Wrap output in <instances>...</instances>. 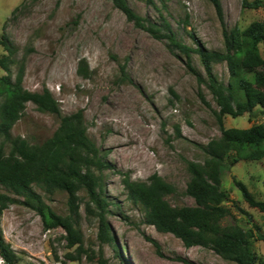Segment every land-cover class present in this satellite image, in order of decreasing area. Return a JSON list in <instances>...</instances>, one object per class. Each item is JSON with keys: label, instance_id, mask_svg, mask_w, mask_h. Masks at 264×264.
I'll return each instance as SVG.
<instances>
[{"label": "rangeland", "instance_id": "1", "mask_svg": "<svg viewBox=\"0 0 264 264\" xmlns=\"http://www.w3.org/2000/svg\"><path fill=\"white\" fill-rule=\"evenodd\" d=\"M261 1L263 7L251 9L243 7V0H221V21L209 0H127L136 14L160 27L162 34H167L169 25L181 44L195 49L200 43L218 52L225 51L224 30L231 37L254 22L264 23ZM3 37L13 54L9 71L0 65V77L9 75L15 82L23 68L24 89H49L64 115L83 111L87 134L107 164L102 178L114 238L101 244L98 218L87 210L88 206L94 210V206L81 190L78 222L86 253L72 261L67 255H77V247L67 246L64 230H46L40 215L22 204V197L0 185L1 194L21 200L10 205L1 220L5 240L18 256V264H97L101 249L107 264H236L208 248H187L174 235L146 224L144 209L130 199L125 186L128 178L147 182L157 174L174 187L165 197L173 207L195 205L186 193L191 180L188 162L203 164L207 159L204 148L222 135L220 108L198 54L187 56L168 39H156L129 21L111 0H0ZM260 51L263 55L262 47ZM8 55L0 45V59ZM81 63L86 77L80 74ZM212 70L221 83L230 85L226 62H213ZM245 77L254 80V74ZM4 100L0 94V106ZM261 124L264 116L258 111L252 116L224 117L228 129ZM59 125L55 115L28 103L12 135L42 144ZM10 149L6 144V156ZM234 177L255 199L264 201V159L241 161L222 171V188L253 219L252 223L232 207V215L224 223L245 229L258 224L264 232V215L244 201ZM33 187L58 216H69L66 192L47 193ZM254 250L258 264H264V242H254ZM0 264H4L1 257Z\"/></svg>", "mask_w": 264, "mask_h": 264}, {"label": "trees", "instance_id": "2", "mask_svg": "<svg viewBox=\"0 0 264 264\" xmlns=\"http://www.w3.org/2000/svg\"><path fill=\"white\" fill-rule=\"evenodd\" d=\"M111 1L129 21L151 33L156 39H168L187 56L191 52L198 54L208 76L209 88L220 108L218 122L221 137L212 140L204 148L207 159L203 164L188 162L191 180L186 193L194 200V206L173 207L165 197L174 192V187L157 174L147 182L137 183L126 179L128 196L144 209L146 224L154 226L161 233L174 235L185 247L208 248L224 260L236 264H258L259 257L254 250V242H264V232L258 224L245 229L237 224L224 223L232 215V207L239 209L252 223L253 219L222 188V171L241 161L264 159L263 124L248 129H228L224 126L225 116H252L256 111L264 116V23L254 22L242 32L235 31L231 37L224 30V52L210 51L200 43L197 48L191 49L177 40L169 25L166 27L167 34H162L160 27L136 14L127 0ZM209 1L222 21L221 0ZM243 7L259 9L263 7V2L243 0ZM0 45L9 53L0 59V65L9 71L8 63L13 48L5 37L0 38ZM215 61L226 62L231 77L228 87L214 76L212 63ZM83 65L80 64V74L86 77L88 74ZM24 73L21 68L15 82L9 75L0 77V94L5 96L4 103L0 106V185L22 197V204L40 215L46 230L63 229L67 246L77 247V255L69 254L68 259L80 260L86 253L78 222V193L81 190L87 193L90 204L94 206V210L90 206L87 210L98 218L99 241L101 244L114 241L107 220L109 203L104 194L102 178L107 164L103 162L100 150L87 134L83 111L64 115L49 89L45 88L42 92L24 89ZM245 74H254V80H248ZM28 103L60 120L54 135L42 144H31L23 137L12 135V129L21 119ZM6 144L11 146L8 156L4 151ZM231 158V163L227 162ZM233 183L244 201L264 215V201L255 199L248 187L235 177ZM33 185L47 193L56 190L66 192L69 216L60 217L52 211L36 193ZM18 203L21 200L0 193V257L4 264L19 262L12 246L6 242L1 226L4 211L10 205ZM150 241L159 248L155 241ZM97 264H107L102 249L98 253Z\"/></svg>", "mask_w": 264, "mask_h": 264}]
</instances>
